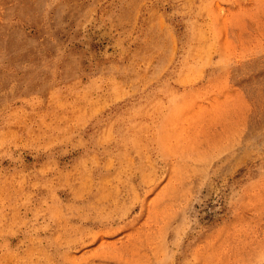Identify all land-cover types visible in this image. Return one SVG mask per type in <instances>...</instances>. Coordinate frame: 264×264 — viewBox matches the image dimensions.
Returning a JSON list of instances; mask_svg holds the SVG:
<instances>
[{
  "label": "rangeland",
  "instance_id": "obj_1",
  "mask_svg": "<svg viewBox=\"0 0 264 264\" xmlns=\"http://www.w3.org/2000/svg\"><path fill=\"white\" fill-rule=\"evenodd\" d=\"M0 264H264V0H0Z\"/></svg>",
  "mask_w": 264,
  "mask_h": 264
}]
</instances>
